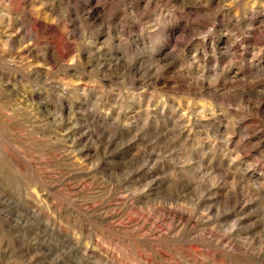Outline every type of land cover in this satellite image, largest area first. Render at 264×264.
Listing matches in <instances>:
<instances>
[{
  "label": "rangeland",
  "instance_id": "374dc122",
  "mask_svg": "<svg viewBox=\"0 0 264 264\" xmlns=\"http://www.w3.org/2000/svg\"><path fill=\"white\" fill-rule=\"evenodd\" d=\"M0 264H264V0H0Z\"/></svg>",
  "mask_w": 264,
  "mask_h": 264
}]
</instances>
